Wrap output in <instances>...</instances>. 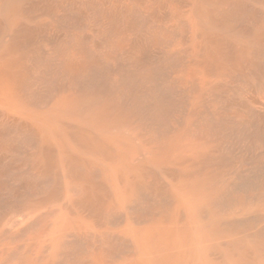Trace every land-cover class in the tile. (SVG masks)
<instances>
[{"label": "bare ground", "instance_id": "bare-ground-1", "mask_svg": "<svg viewBox=\"0 0 264 264\" xmlns=\"http://www.w3.org/2000/svg\"><path fill=\"white\" fill-rule=\"evenodd\" d=\"M0 264H264V0H0Z\"/></svg>", "mask_w": 264, "mask_h": 264}]
</instances>
